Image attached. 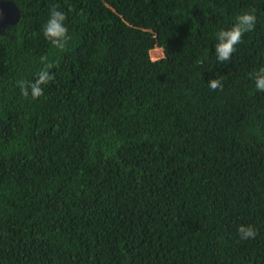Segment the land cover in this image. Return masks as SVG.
<instances>
[{
    "label": "trees",
    "instance_id": "1",
    "mask_svg": "<svg viewBox=\"0 0 264 264\" xmlns=\"http://www.w3.org/2000/svg\"><path fill=\"white\" fill-rule=\"evenodd\" d=\"M9 1L0 264H264V93L250 79L264 68V0ZM57 5L63 52L42 35ZM249 10L254 31L218 64L215 34ZM41 57L54 78L34 100L17 82Z\"/></svg>",
    "mask_w": 264,
    "mask_h": 264
},
{
    "label": "clouds",
    "instance_id": "2",
    "mask_svg": "<svg viewBox=\"0 0 264 264\" xmlns=\"http://www.w3.org/2000/svg\"><path fill=\"white\" fill-rule=\"evenodd\" d=\"M71 10L69 6V11ZM66 19V13L57 5L50 9L48 19L42 26V35L44 39L47 40L54 49L60 52L66 50L71 39L69 30L66 26ZM255 25L256 16L254 10H249L248 12L237 15L231 28L219 30L215 34L216 44L214 52L218 64L224 65L231 59L242 37L246 33L254 31ZM154 49L158 50V48ZM159 58H162V51L157 59ZM41 63L43 67L39 70L32 82H17L22 96L27 97L30 95L34 100L40 98L44 95V87L53 80L54 77L50 70L54 65L48 62L47 57H41ZM250 79L254 81L256 91L264 93V68H260L257 72L252 73ZM207 85L212 91L223 90V84L218 78L210 80ZM238 235L241 240H248L254 239L257 232L255 228L250 225L240 226L238 227Z\"/></svg>",
    "mask_w": 264,
    "mask_h": 264
},
{
    "label": "water",
    "instance_id": "3",
    "mask_svg": "<svg viewBox=\"0 0 264 264\" xmlns=\"http://www.w3.org/2000/svg\"><path fill=\"white\" fill-rule=\"evenodd\" d=\"M20 12L13 2L0 1V33L6 25H14L18 22Z\"/></svg>",
    "mask_w": 264,
    "mask_h": 264
},
{
    "label": "rangeland",
    "instance_id": "4",
    "mask_svg": "<svg viewBox=\"0 0 264 264\" xmlns=\"http://www.w3.org/2000/svg\"><path fill=\"white\" fill-rule=\"evenodd\" d=\"M153 51H156V49H153ZM153 51L152 52H149V57H150L151 60L152 59L155 60V59L158 58V56H154V54H157V51H156V53H154Z\"/></svg>",
    "mask_w": 264,
    "mask_h": 264
}]
</instances>
